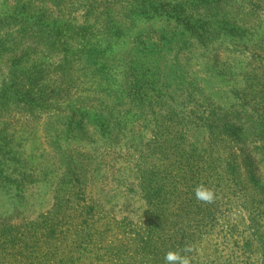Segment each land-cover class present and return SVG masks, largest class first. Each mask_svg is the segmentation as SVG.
<instances>
[{"label": "trees", "instance_id": "obj_1", "mask_svg": "<svg viewBox=\"0 0 264 264\" xmlns=\"http://www.w3.org/2000/svg\"><path fill=\"white\" fill-rule=\"evenodd\" d=\"M13 1L11 13H0V65L10 63L7 75L0 74V183L8 185L9 160L25 155L16 138H33L48 150L60 176L48 210L19 222L0 216V264L117 263L113 241L102 243L108 229L101 233L95 225L100 200L91 196L89 179L115 167L119 154L137 151L129 168L141 176L147 196L157 194L158 200L167 180L162 172L150 180L145 154H161L163 141L173 135L185 140L198 128L208 152L233 146L242 163L262 157L264 0H166L174 9L184 1L189 7L183 12L189 26L184 33L195 31L184 38L175 78L167 82L157 66L152 74L147 67L154 62L149 41L164 32L149 24L153 6L138 10L132 0H86L82 24L55 20L31 29L21 24L25 4ZM35 1L77 18L76 3L85 0ZM191 18L205 26L194 30ZM141 39L147 41L140 45ZM32 57L35 63L21 65ZM219 77V91H209L207 84L217 87ZM173 85L182 87L178 96ZM195 96L198 101L191 104ZM132 115L142 123L131 133L124 120ZM146 128L149 139L142 132ZM86 138L101 156L73 144ZM184 150L183 144L175 149L186 163L194 155ZM137 225L122 231L143 253L158 258L160 246L167 247L172 237L162 238L148 219Z\"/></svg>", "mask_w": 264, "mask_h": 264}, {"label": "rangeland", "instance_id": "obj_2", "mask_svg": "<svg viewBox=\"0 0 264 264\" xmlns=\"http://www.w3.org/2000/svg\"><path fill=\"white\" fill-rule=\"evenodd\" d=\"M165 1L132 0V4L140 8L138 10H144L143 6H153L156 11L147 16L150 18L149 24L154 30L163 29L164 32L159 34L158 31L156 36L160 37L149 41L154 62L147 67L152 74L157 66L158 75L167 82L175 78L180 60L178 51L184 38L190 39V34L195 31L184 33L185 27L189 28L183 17L184 9L189 8L184 1L183 6L176 9L171 4L166 5ZM84 2L86 0L76 3L74 9L78 12L77 18H72L66 11L61 13L53 8L47 1L22 0L25 7L21 24L31 29L38 26L45 28L54 24L55 20L82 24L83 10L86 8ZM13 7V0H0L1 15L11 13ZM190 20L194 30L205 26L198 18ZM142 41L147 40L141 39L140 45ZM25 60L29 61H23L22 66L35 63L36 58ZM9 64L6 60L0 65V74L7 75ZM220 79L215 80L217 87L208 83V90L219 91L222 85L218 81ZM178 89L173 85V90ZM180 90L183 91L182 87L177 96ZM213 98L222 100L219 95ZM193 100L191 104L198 101V96ZM124 122L125 129L132 133L134 125L140 127L142 119L132 115ZM142 132L146 139L150 138L149 128ZM192 133L194 136H186L185 140L173 135L167 139V143L163 141L165 151L161 154L147 152V148H144L147 152L146 165L151 167L150 180H156L161 172L167 180L166 193L160 200L157 194L147 196L141 176L137 178L136 169L129 168L134 165L129 162L137 158V151L125 153V156L119 154V163L115 167H104L97 177L94 175L89 179L91 196L100 200L95 225H100L101 233L103 229H108L104 230L102 243L107 241V244H111L113 241L114 247L119 250L115 264H154V261H157L155 264H167L165 254L169 250H176L168 247L174 245L191 258V264H264V124L262 157H251L243 163L233 153V146L226 149L214 147L211 153L207 151L208 145L203 144L204 132L195 128ZM16 139L25 150V155H17L14 160H9L11 166L8 169L4 167L8 185L0 183V216H11L15 222H19L34 219L52 206L53 191L60 172L56 170L48 150H43V146H39L33 138L26 142ZM87 140L73 144L91 148L96 158L101 156V152L94 147V141ZM139 141L136 139L135 143ZM180 144H183L184 152L190 154V158L193 153L191 161L189 159L185 163L183 154L175 151ZM235 164L237 168L233 167ZM201 183L214 190L216 195L213 202L196 199L195 189ZM101 216L106 217L100 220ZM147 219L162 238L168 240L172 237L167 247L159 245L158 258L151 253H143L122 231L125 225L139 228L137 224ZM186 247H190L191 251L184 253Z\"/></svg>", "mask_w": 264, "mask_h": 264}, {"label": "clouds", "instance_id": "obj_3", "mask_svg": "<svg viewBox=\"0 0 264 264\" xmlns=\"http://www.w3.org/2000/svg\"><path fill=\"white\" fill-rule=\"evenodd\" d=\"M195 195L197 200L211 203L214 201L216 194L212 188L201 183L196 187ZM190 251H191L190 247H186L183 250L184 253ZM165 261L167 262V264H191V258L186 254H182V251L179 249L169 250L165 254Z\"/></svg>", "mask_w": 264, "mask_h": 264}]
</instances>
